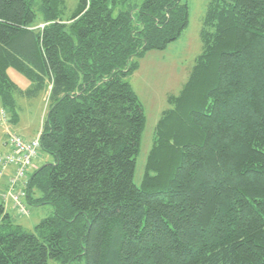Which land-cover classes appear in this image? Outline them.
Segmentation results:
<instances>
[{
  "label": "trees",
  "instance_id": "1",
  "mask_svg": "<svg viewBox=\"0 0 264 264\" xmlns=\"http://www.w3.org/2000/svg\"><path fill=\"white\" fill-rule=\"evenodd\" d=\"M187 23L181 0H0L1 111L48 93L53 157L29 174L26 202L53 207L33 233L0 203V264H264V0L208 2L133 183L145 116L123 77Z\"/></svg>",
  "mask_w": 264,
  "mask_h": 264
},
{
  "label": "rangeland",
  "instance_id": "2",
  "mask_svg": "<svg viewBox=\"0 0 264 264\" xmlns=\"http://www.w3.org/2000/svg\"><path fill=\"white\" fill-rule=\"evenodd\" d=\"M141 0H135L140 4ZM210 0H181L187 5V26L180 36L163 50H150L137 58L138 68L131 75L123 77L128 82L132 91L139 99L145 116V124L141 133L139 154L136 158L133 183L139 186L143 174L144 164L152 144V137L160 114L169 108L167 96L179 93L182 85L187 80L195 58L201 52L200 29L202 19ZM10 80L23 91L31 87L30 82L13 69L7 70ZM48 93L40 94L34 98L17 97V113L19 120L12 124L0 122V153L5 152L3 141L7 131L21 136H30L41 129L42 120L47 113ZM0 103V112H1ZM40 155V154H39ZM53 164V157L42 152L41 158L33 164V171L38 168ZM9 173L7 169L0 177V199L8 190L4 187V177ZM18 186L16 185V188ZM24 204L29 210L28 216H19L16 211L5 204V209L13 224L22 227L23 231L33 233L34 228L43 219L52 216L53 207L49 204L37 206L29 204L24 199ZM48 264H61L56 260H49ZM72 264H78L73 262Z\"/></svg>",
  "mask_w": 264,
  "mask_h": 264
},
{
  "label": "built area",
  "instance_id": "3",
  "mask_svg": "<svg viewBox=\"0 0 264 264\" xmlns=\"http://www.w3.org/2000/svg\"><path fill=\"white\" fill-rule=\"evenodd\" d=\"M8 121L9 118L1 111L0 122L5 124ZM3 146L6 151L0 153V177L10 167L13 168V173L8 180L7 192L1 196L2 204L5 209V204L10 200L17 215L28 216L29 210L24 204V198L33 161L39 156L40 134L34 139L24 141L18 134L7 131Z\"/></svg>",
  "mask_w": 264,
  "mask_h": 264
},
{
  "label": "crops",
  "instance_id": "4",
  "mask_svg": "<svg viewBox=\"0 0 264 264\" xmlns=\"http://www.w3.org/2000/svg\"><path fill=\"white\" fill-rule=\"evenodd\" d=\"M185 83V82H184ZM41 133V129L39 130V131H37L35 134H31L30 136H28V137H26V136H21V135H19V136H21L22 137V139L24 140V141H28V140H31V139H34V138H36L39 134ZM4 149H5V151H6V148L4 147ZM41 151L39 152V156H38V158L37 159H35L34 161H33V164L34 163H36L40 158H41ZM35 171V170H34ZM33 172V166H32V168H31V170H30V173H32ZM12 173H13V168L12 167H10L9 168V173L4 177L5 179H4V187L7 185L8 186V180H9V178L11 177V175H12ZM0 203H2V199H0ZM8 203V205H10L11 206V202H10V200L7 202ZM12 207V206H11ZM5 213H7L6 212V209H5Z\"/></svg>",
  "mask_w": 264,
  "mask_h": 264
}]
</instances>
